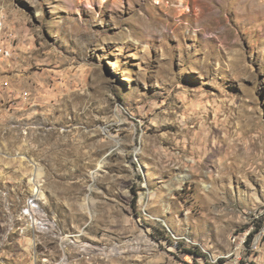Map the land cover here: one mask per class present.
<instances>
[{
    "label": "rangeland",
    "instance_id": "374dc122",
    "mask_svg": "<svg viewBox=\"0 0 264 264\" xmlns=\"http://www.w3.org/2000/svg\"><path fill=\"white\" fill-rule=\"evenodd\" d=\"M2 19L0 264H224L248 231L240 264H264V0Z\"/></svg>",
    "mask_w": 264,
    "mask_h": 264
},
{
    "label": "built area",
    "instance_id": "2783aa9c",
    "mask_svg": "<svg viewBox=\"0 0 264 264\" xmlns=\"http://www.w3.org/2000/svg\"><path fill=\"white\" fill-rule=\"evenodd\" d=\"M5 23L3 22L2 19V29H0L1 32L5 31L4 33L6 34V29H4L6 26L4 25ZM12 33L8 35H3L2 39L0 40V62L4 63L6 62V57H14L12 54ZM10 83L7 81H2V86H9ZM28 92L25 91L22 93V96L24 98H28ZM240 236V240L243 237V235H237ZM256 253V251H254ZM253 252V253H254ZM238 259V258H237ZM237 259L233 260L231 264H236Z\"/></svg>",
    "mask_w": 264,
    "mask_h": 264
},
{
    "label": "bare ground",
    "instance_id": "6f19581e",
    "mask_svg": "<svg viewBox=\"0 0 264 264\" xmlns=\"http://www.w3.org/2000/svg\"><path fill=\"white\" fill-rule=\"evenodd\" d=\"M42 193V192H41ZM38 198L34 197L33 201L37 200ZM251 231H248L246 234L243 235V237L240 240V236H235L233 239L234 243V251L229 254L231 256V259L228 260V262H225L224 264H231L233 260L237 259L236 264H240V262L244 259L243 258V252L247 250V244H248V238ZM241 235V234H240Z\"/></svg>",
    "mask_w": 264,
    "mask_h": 264
},
{
    "label": "trees",
    "instance_id": "16d2710c",
    "mask_svg": "<svg viewBox=\"0 0 264 264\" xmlns=\"http://www.w3.org/2000/svg\"><path fill=\"white\" fill-rule=\"evenodd\" d=\"M253 236V235H252ZM252 238V237H251ZM252 240V239H251ZM179 245V249H182V243H178ZM184 252L186 253H191V254H194L195 255V258L197 257H204V255H202V252L201 251H198V250H193V249H183ZM207 264V263H206Z\"/></svg>",
    "mask_w": 264,
    "mask_h": 264
}]
</instances>
